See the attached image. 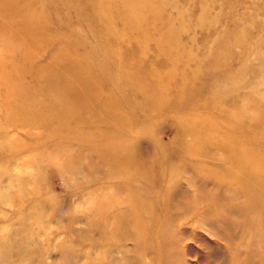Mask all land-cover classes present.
I'll return each mask as SVG.
<instances>
[{
  "label": "rangeland",
  "instance_id": "1",
  "mask_svg": "<svg viewBox=\"0 0 264 264\" xmlns=\"http://www.w3.org/2000/svg\"><path fill=\"white\" fill-rule=\"evenodd\" d=\"M223 140L264 154V0H0V264H264Z\"/></svg>",
  "mask_w": 264,
  "mask_h": 264
},
{
  "label": "bare ground",
  "instance_id": "2",
  "mask_svg": "<svg viewBox=\"0 0 264 264\" xmlns=\"http://www.w3.org/2000/svg\"><path fill=\"white\" fill-rule=\"evenodd\" d=\"M229 141V140H228ZM220 144V147H222L223 149H225L228 153H229V157H231V160L238 163V164H245V166L250 165V166H256V170L257 172L260 173H264V154L259 152L258 150H249L246 149L248 148L244 143L239 142L238 140L234 141V145L233 144H229L227 143L226 140H223ZM232 147L235 148H239V150L244 152V155H242L241 157H239V155L236 154H232L231 153V149Z\"/></svg>",
  "mask_w": 264,
  "mask_h": 264
}]
</instances>
